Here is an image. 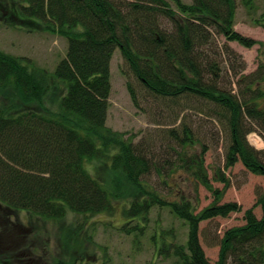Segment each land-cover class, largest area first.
<instances>
[{
    "label": "trees",
    "instance_id": "obj_1",
    "mask_svg": "<svg viewBox=\"0 0 264 264\" xmlns=\"http://www.w3.org/2000/svg\"><path fill=\"white\" fill-rule=\"evenodd\" d=\"M241 3L249 10L254 6L253 0ZM236 11L237 0H0V25H34L67 42L65 57L51 72L0 48V209L59 220L67 212L82 217L112 213L120 202L128 220L121 227L125 234L147 230L150 212L167 209L188 229L185 245L170 243L165 231L159 241L155 235L150 239L157 256L173 257L171 264H264L263 194L255 204L261 217L255 207L246 210L245 224L223 233L214 263L199 239L201 222L241 212L236 203L220 204L229 186L227 169L241 162L251 174L264 177L263 152L247 140L255 128L264 133V105L259 103L264 66L244 75L241 55L215 44L222 37L245 49L258 46L257 57L263 55L264 42L234 29ZM255 23L264 28V12ZM116 50L149 95L218 123L225 161L212 171V179L204 167L207 150L185 121L157 133L166 146L162 157L106 125ZM222 63L230 68H221ZM127 89L140 107L129 82ZM196 147L202 150L197 153ZM100 170L106 181L98 179ZM177 170L210 192L212 203L197 211L179 191L169 200L148 184L154 172L164 177Z\"/></svg>",
    "mask_w": 264,
    "mask_h": 264
},
{
    "label": "rangeland",
    "instance_id": "obj_2",
    "mask_svg": "<svg viewBox=\"0 0 264 264\" xmlns=\"http://www.w3.org/2000/svg\"><path fill=\"white\" fill-rule=\"evenodd\" d=\"M182 1L190 3V0ZM253 5L252 10H249L241 0H237L234 29L244 36L264 42V28L255 23L264 12V0H253ZM215 44L219 47L229 46L241 55L245 63L242 73L244 75L256 71L259 64L264 66V49L263 55L258 58V46L245 49L237 43L227 42L222 37H216ZM0 48L11 55L26 57L37 67L51 72L65 57L67 42L34 25L20 24L10 28L0 25ZM221 68L229 69L230 63H222ZM235 69L240 70L237 67ZM229 75L233 77V72ZM110 76L111 93L106 122L109 128L132 136L135 142L145 146L144 149L151 155L162 157L161 153L166 155V146L157 133L161 134L169 128H178L181 121H185L207 150L204 167L208 177L212 179V171L223 168L224 135L214 119L193 109L183 108L179 104H170V101L156 100L149 95L132 77L118 50L113 53L110 62ZM128 82L136 91L140 106L138 108L135 107L127 89ZM233 88L236 91L235 84ZM259 103L264 105V98ZM166 105L169 110L165 109ZM168 114L171 117L166 119ZM247 140L255 150L262 151L264 155V133L255 128ZM195 150L199 153L202 148L196 147ZM93 172L91 169L92 176ZM96 174L99 180H107L103 170L97 171ZM224 174L229 180V186L224 189L220 204L236 203L241 207V212L231 213L226 218L217 217L201 222L200 244L210 263H214L218 258V244L223 233L232 227L244 225V212L253 209L258 196L264 195V177L251 174L241 162L227 169ZM147 181L169 200L177 198L175 191L186 195L197 207V211L213 201L210 192L181 170L169 172L164 177L157 176L154 172ZM212 186L219 190L224 188L219 182H212ZM114 204L112 213L82 217L67 212L66 216L59 220L39 218L22 210L0 209V218H9L5 224L0 222V264H53L60 259L71 264H171L173 257L163 259L157 256L150 239L155 235L159 241L161 233L165 231L164 236L170 243L185 245L188 231L186 224L167 209H153L149 214L147 230L125 234L121 227L128 220L123 216V204ZM253 211L257 218L261 217L260 207H255Z\"/></svg>",
    "mask_w": 264,
    "mask_h": 264
}]
</instances>
